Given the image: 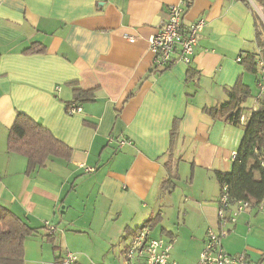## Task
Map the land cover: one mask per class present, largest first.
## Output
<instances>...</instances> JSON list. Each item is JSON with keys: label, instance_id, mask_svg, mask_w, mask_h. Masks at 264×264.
Wrapping results in <instances>:
<instances>
[{"label": "crops", "instance_id": "crops-1", "mask_svg": "<svg viewBox=\"0 0 264 264\" xmlns=\"http://www.w3.org/2000/svg\"><path fill=\"white\" fill-rule=\"evenodd\" d=\"M246 1L192 0L184 25L205 19L206 28L191 64L164 71L149 40L181 0H0V205L37 230L24 264H54L67 252L76 264H122L143 227L174 241L172 263H198L208 230L220 229L215 173L232 172L246 123L206 110L227 103L239 82L251 93L240 107L245 121L264 107L259 71L242 63L257 62L260 50ZM34 45L45 51L25 52ZM76 90L93 95L76 102ZM74 103L82 112L71 116ZM18 114L71 158L50 157L28 173V159L8 151ZM227 229L226 252L264 264V202Z\"/></svg>", "mask_w": 264, "mask_h": 264}, {"label": "trees", "instance_id": "trees-1", "mask_svg": "<svg viewBox=\"0 0 264 264\" xmlns=\"http://www.w3.org/2000/svg\"><path fill=\"white\" fill-rule=\"evenodd\" d=\"M253 1L259 9L264 11V0ZM187 3L185 13L191 6L192 0H187ZM254 16L257 28L256 41L262 51L259 55L264 60V24L260 22L261 20L255 12ZM44 51V48L34 45L25 52ZM242 63L246 65V68L258 73L259 69L254 57L245 58ZM75 94L76 102L82 100L83 97L90 98L93 95L92 92H83L82 90H76ZM228 96L227 103L220 107L207 109L206 113L213 119H225L233 125H240V119L243 116L240 107L251 96L250 90L239 82L228 92ZM244 128V138L237 152V158L234 160L232 172L215 173L221 190L225 185L228 186L231 208L239 201L248 202L251 207H258L264 202V107H260L256 112L250 114ZM8 151L23 155L28 159V173L36 167H43L50 157L69 160L72 153V150L56 139L48 129L25 114H18L14 126L10 130ZM167 164L168 170L171 172L170 164ZM172 182V179L164 182V191L173 189ZM155 220H151L149 225L153 224ZM36 233V229L30 228L10 210L0 205V264H24V244ZM52 237L50 235L49 240Z\"/></svg>", "mask_w": 264, "mask_h": 264}, {"label": "built area", "instance_id": "built-area-1", "mask_svg": "<svg viewBox=\"0 0 264 264\" xmlns=\"http://www.w3.org/2000/svg\"><path fill=\"white\" fill-rule=\"evenodd\" d=\"M190 4V3H189ZM187 0H181L177 5L170 6L166 22L159 32L150 38V51L153 55V66L165 70L175 63L181 62L190 65L198 44L199 37L206 28L205 19H199L189 26L184 25ZM132 42L134 38H129ZM259 50V54H261ZM177 54V56H176ZM258 54V55H259ZM238 62L242 58H238ZM259 69V87L264 89V60L259 55L257 59ZM82 112V107L72 104L68 108V114L74 116ZM242 116L240 123H245ZM237 153L233 154V161ZM93 172V169L88 170ZM218 216L220 229H209L204 248L197 264H248L246 254L231 255L226 252L223 242L230 235L227 229L229 224H236L239 216L251 207L248 202L239 201L233 208L229 203L228 186L222 188L218 204ZM45 227L50 235L56 233V228L51 223ZM174 241H166L162 238H153L150 227H143L136 231L122 255V264H174L171 261ZM78 256L67 252L65 257L54 264H76Z\"/></svg>", "mask_w": 264, "mask_h": 264}, {"label": "rangeland", "instance_id": "rangeland-1", "mask_svg": "<svg viewBox=\"0 0 264 264\" xmlns=\"http://www.w3.org/2000/svg\"><path fill=\"white\" fill-rule=\"evenodd\" d=\"M249 2V1H248ZM250 3V2H249ZM251 5V7H252V9L254 10V12L258 15V17H259V20H261L260 22H262L263 24H264V11L263 10H261V9H259L258 7V10L257 9H255L254 7H253V5L252 4H250ZM257 6V5H256Z\"/></svg>", "mask_w": 264, "mask_h": 264}, {"label": "water", "instance_id": "water-1", "mask_svg": "<svg viewBox=\"0 0 264 264\" xmlns=\"http://www.w3.org/2000/svg\"><path fill=\"white\" fill-rule=\"evenodd\" d=\"M250 1L252 2V0H250ZM252 5H253V7H254L255 9L258 10V8H257V6H256V4H255L254 2H252Z\"/></svg>", "mask_w": 264, "mask_h": 264}]
</instances>
